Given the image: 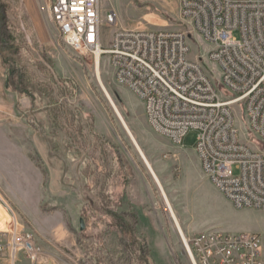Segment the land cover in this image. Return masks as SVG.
<instances>
[{"label": "rangeland", "instance_id": "rangeland-1", "mask_svg": "<svg viewBox=\"0 0 264 264\" xmlns=\"http://www.w3.org/2000/svg\"><path fill=\"white\" fill-rule=\"evenodd\" d=\"M102 8L117 14L116 24L102 29L105 47L120 25L190 31L178 0H102ZM4 15L11 39L23 47L35 71L23 77L30 100L7 90L8 69L0 59V194L22 227L35 235L43 260L31 261L24 253L12 260L1 253L0 264H190L160 190L102 85L153 164L183 235L213 228L264 233V211L233 206L201 179L194 152L197 131L189 129L181 145L155 133L143 102L114 79L109 57L70 50L50 22L44 0H8ZM190 47V57L196 59L209 45L192 32ZM242 114L238 107L241 139L254 145L244 134ZM106 210H133L139 219L137 235L111 233ZM80 218L91 234L83 246ZM9 226L10 218L0 208V230ZM135 238L145 253L135 249L129 257L124 245H135Z\"/></svg>", "mask_w": 264, "mask_h": 264}, {"label": "built area", "instance_id": "built-area-1", "mask_svg": "<svg viewBox=\"0 0 264 264\" xmlns=\"http://www.w3.org/2000/svg\"><path fill=\"white\" fill-rule=\"evenodd\" d=\"M189 30L117 26L108 46L102 29L115 25L102 0H44L58 37L73 52L109 57L114 79L143 102L152 130L181 145L197 131L194 152L202 174L237 208L264 211V0H178ZM194 32L209 45L190 57ZM214 63V67L204 65ZM242 109L244 134L236 124ZM10 226L0 230V254L43 257L0 194ZM190 264H264V233L208 229L179 235Z\"/></svg>", "mask_w": 264, "mask_h": 264}, {"label": "trees", "instance_id": "trees-1", "mask_svg": "<svg viewBox=\"0 0 264 264\" xmlns=\"http://www.w3.org/2000/svg\"><path fill=\"white\" fill-rule=\"evenodd\" d=\"M8 6V0H0V59L1 63L8 69V79L6 80V88L7 90H12L16 95H26L32 99L30 94L24 90V81L23 77L26 75H31L34 73L33 70V63L29 57V55L23 51V47L20 46L18 43H14L11 39V35H9V27L5 23V15ZM27 64V67H22V64ZM30 66V67H29ZM18 80V83L15 80ZM46 84V83H44ZM51 84V83H49ZM49 84H47L49 86ZM51 99V98H50ZM52 101V100H49ZM55 104V102H50ZM53 110L56 112L57 106L54 105ZM34 105L31 103L30 108L33 109ZM126 179L123 180L122 186V194L120 195L123 198V195L126 193ZM106 217L109 222V226L111 227V233H117V237L121 238V235L125 232H132L134 235H137L136 226L138 225V216L136 213L131 210L127 212H116L112 210H106ZM109 217V219H108ZM116 230H113V228ZM116 237V238H117ZM78 240L80 246H83V243L86 242L85 240L91 241V234H86L85 230H80L78 232ZM134 244H127L124 245V249L126 255L131 257V254L136 249L137 252L145 253V248L142 243H139L138 238L134 239ZM145 257L143 256V259Z\"/></svg>", "mask_w": 264, "mask_h": 264}, {"label": "bare ground", "instance_id": "bare-ground-1", "mask_svg": "<svg viewBox=\"0 0 264 264\" xmlns=\"http://www.w3.org/2000/svg\"><path fill=\"white\" fill-rule=\"evenodd\" d=\"M140 27H145V26L141 25ZM97 62H98V61H97ZM101 85H102V84H101ZM102 89H103L105 95L107 96L109 102L111 103V105H112L113 108L115 109V111H116V113H117V115H118V117H119L121 123L124 125V127H125V129H126L128 135H129V137L131 138L132 143L134 144V146H135V148H136V151H137V152L139 153V155L141 156V158H142L144 164H145L146 167L148 168V170H149V172H150L152 178L154 179L155 183L157 184V186H158V188H159V190H160V193H161V195H162V198H163V200H164V203H165L167 209H168L169 212H170L171 218H172V220H173V222H174L176 228L178 229V233H179V235H182V237L185 238V234L183 235V232H182L183 230H182V228H181V226H180V224H179V221H178V219H177L176 214L174 213V210H173V208H172V206H171V203H170V200H169V198H168V195H167V193H166V191H165V188H164L163 184L161 183V181H160V179H159V176H158V174H157V172H156V170H155L153 164H152V163L149 161V159L146 157L145 153L142 151V149L140 148L139 144L137 143V141L135 140V138H134L133 135L131 134L130 130H129L128 127L126 126V123L124 122L122 116H121L120 113L118 112V109L115 107L113 101L111 100L110 96L108 95V93H107V91H106V89H105V87H104L103 85H102Z\"/></svg>", "mask_w": 264, "mask_h": 264}, {"label": "crops", "instance_id": "crops-1", "mask_svg": "<svg viewBox=\"0 0 264 264\" xmlns=\"http://www.w3.org/2000/svg\"><path fill=\"white\" fill-rule=\"evenodd\" d=\"M0 67H1V65H0ZM0 85H1V83H0ZM0 88H1V86H0ZM171 145H174V144L171 143ZM195 158H196L197 172L199 173L201 179L203 180V182H207V183L209 182V183H210V181H208V179L202 174V172H201V170H200L199 160H198L196 154H195ZM0 208H1L2 210H4L3 207H2L1 205H0ZM3 255H5V256H7V257L9 256L7 252H4ZM6 259H7V260H5V261H8V260H9L8 258H6Z\"/></svg>", "mask_w": 264, "mask_h": 264}, {"label": "water", "instance_id": "water-1", "mask_svg": "<svg viewBox=\"0 0 264 264\" xmlns=\"http://www.w3.org/2000/svg\"><path fill=\"white\" fill-rule=\"evenodd\" d=\"M79 224H80V230L84 229V221L82 218L79 219Z\"/></svg>", "mask_w": 264, "mask_h": 264}]
</instances>
